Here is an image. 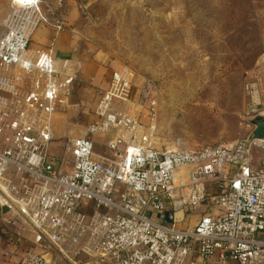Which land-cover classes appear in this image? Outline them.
<instances>
[{"label":"built area","instance_id":"obj_1","mask_svg":"<svg viewBox=\"0 0 264 264\" xmlns=\"http://www.w3.org/2000/svg\"><path fill=\"white\" fill-rule=\"evenodd\" d=\"M19 2L0 22V62L26 75L0 76V205L30 224L53 264H264V143L159 151L138 119L112 107L128 86L115 73L85 136L54 156L53 118L72 77L51 54L29 50L47 18L41 0ZM245 90L256 91V106L255 85ZM94 136L106 138L104 151ZM202 206L195 226H178ZM167 211L170 223L159 218Z\"/></svg>","mask_w":264,"mask_h":264},{"label":"rangeland","instance_id":"obj_2","mask_svg":"<svg viewBox=\"0 0 264 264\" xmlns=\"http://www.w3.org/2000/svg\"><path fill=\"white\" fill-rule=\"evenodd\" d=\"M80 2L81 44L94 54L87 59L112 78L106 79V73L100 77L95 99L88 100L79 89L72 102L58 108L53 118L56 145L68 146L85 136L115 73L128 86L112 107L138 119L159 151L229 147L250 136L254 127L247 118L264 113V0ZM1 8L0 22L22 10L9 3ZM248 83L257 89L256 106V91L245 90ZM252 108L257 112L247 115ZM195 215L181 224L194 226ZM36 237L20 215L0 209V264H29L30 255L48 254L53 264L56 253L39 246Z\"/></svg>","mask_w":264,"mask_h":264},{"label":"crops","instance_id":"obj_3","mask_svg":"<svg viewBox=\"0 0 264 264\" xmlns=\"http://www.w3.org/2000/svg\"><path fill=\"white\" fill-rule=\"evenodd\" d=\"M89 2L92 6L96 0H89ZM3 3L2 4L4 6L5 3H9L13 6L19 5V3L12 0H5ZM3 5L0 4V19H2L4 15L1 8ZM40 7L43 15L47 18V23H41L35 29L30 38L29 50L33 52H44L51 54L53 58L56 59L59 68L62 69L64 76L72 77L70 94L64 97L65 100L61 106H67L69 101L72 102L76 93L78 94V91H80L79 89H81L82 93L84 92V94H86L85 96L88 100L95 99V92L97 91L96 89L100 86V77H103L107 70L99 66L96 61L93 62L88 60V56L93 53H90L88 49L85 50L84 46L81 44V41L84 39V37L78 31V24L82 19L83 10L80 0H41ZM58 23L62 25L61 30L56 28V24ZM63 65H66V68H63ZM0 76L14 83L16 82L15 80L17 78H21L22 80L26 78L24 72L18 67H11L8 71H6L1 62ZM111 78L112 73H109L108 76H106V79L111 81ZM1 93L2 92H0V94ZM95 101H98V99ZM87 102L88 103H86V105L89 106L90 101ZM100 137L101 136H94L92 139L95 141L97 149L99 151H104L106 138L104 137V141L100 142ZM66 146L67 143L56 145L54 140L51 153L56 157H60L64 151V147ZM10 176L13 179L15 178L13 172L10 174ZM31 200H33V198H31ZM205 211H207L206 207L202 206L194 214H196L195 216L199 217L200 219ZM177 218H181V214H179ZM178 226L180 228L193 227L191 224L183 226L181 223ZM80 263L94 264L89 262L87 259L81 261Z\"/></svg>","mask_w":264,"mask_h":264},{"label":"water","instance_id":"obj_4","mask_svg":"<svg viewBox=\"0 0 264 264\" xmlns=\"http://www.w3.org/2000/svg\"><path fill=\"white\" fill-rule=\"evenodd\" d=\"M247 119H248V122L254 127L250 136L247 139H244L247 146H250V144L254 141H259V142L264 143V113H260L254 117H248ZM258 133H261V136L258 135ZM0 207H1V211L3 214L10 212V213H14L18 215L17 212H15L14 210H11L10 207L5 203H1ZM172 217L173 215L169 211H167L164 215H159L160 219L164 220L165 222H169V223L172 221ZM43 259H45L47 262H51L52 260L51 254L43 256Z\"/></svg>","mask_w":264,"mask_h":264},{"label":"bare ground","instance_id":"obj_5","mask_svg":"<svg viewBox=\"0 0 264 264\" xmlns=\"http://www.w3.org/2000/svg\"><path fill=\"white\" fill-rule=\"evenodd\" d=\"M17 3H19V5H20V3H21V2H19V0H18V2H17Z\"/></svg>","mask_w":264,"mask_h":264}]
</instances>
